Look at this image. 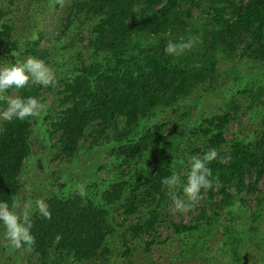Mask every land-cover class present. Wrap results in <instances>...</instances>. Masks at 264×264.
I'll return each instance as SVG.
<instances>
[{
	"label": "trees",
	"instance_id": "trees-1",
	"mask_svg": "<svg viewBox=\"0 0 264 264\" xmlns=\"http://www.w3.org/2000/svg\"><path fill=\"white\" fill-rule=\"evenodd\" d=\"M29 1L32 14L27 17L34 21V29L27 37L19 36L15 24L6 19L10 11L0 9V61L7 63L25 55L52 67L54 87L41 88L30 82L16 90L17 95L43 100L51 93L55 106L46 110L53 116L50 122L42 116L41 134L54 138L66 162L85 148L82 153L90 155L96 169H113L112 176H116L114 181L104 177L106 186L101 189L87 187L83 196L78 192L48 197V219L33 213L35 239L30 250L39 264L107 260L113 223L126 226L134 239L146 243L147 238L160 237L164 219L165 229L171 233L166 239L196 233L203 241L205 233L220 223L222 212L230 215V206L248 209L252 196L259 205L263 194L257 186L264 174V82L260 79L245 83L236 92L245 101V111L257 106L261 111L263 129L253 141L224 138L239 110L231 100L221 113L188 125L190 139L177 130L178 123L152 122L142 133H137V126L172 110L190 93L195 95L190 101L217 95L223 88L216 82L218 74L227 78L239 70L244 58L250 59L248 68L256 65L264 71V0H70L54 29V40L66 38L64 48L68 49L67 59L57 66L47 60L51 49L39 43L44 33L40 22L48 4L55 1ZM189 37L195 43L182 55L164 53L169 40ZM219 61H229V66L217 73ZM5 106L0 101V108ZM32 121H0V200L18 201L22 171L31 152ZM170 147L177 149L175 159ZM209 149L218 153L208 164L212 187L202 189L191 203L186 223L172 217L167 220L173 210L168 216L165 211L173 201L162 178L175 172L181 184L186 183L192 158ZM183 152L191 157L189 162ZM182 158L186 175L181 177L178 161ZM179 184L176 194L184 197ZM113 211H118L120 220ZM250 229L243 233L239 228L237 235L232 234L231 226L225 231L230 235L225 242L235 264L241 262L244 238H252ZM120 239L127 243L125 236Z\"/></svg>",
	"mask_w": 264,
	"mask_h": 264
},
{
	"label": "rangeland",
	"instance_id": "rangeland-1",
	"mask_svg": "<svg viewBox=\"0 0 264 264\" xmlns=\"http://www.w3.org/2000/svg\"><path fill=\"white\" fill-rule=\"evenodd\" d=\"M54 1V3L48 4V9L43 15L44 20L40 22L41 29H43L44 33L39 43L51 49L52 53L48 54L47 60L50 61V64L55 63L54 66H57V64L59 65L62 61L67 59L68 49L64 48L66 38L59 41L54 40V29L60 21L62 14L65 13V6L70 0ZM29 3V0H16L15 3L9 5L7 3L4 4L3 0H0V9L10 11L9 14L6 15V19L15 24L16 32L19 36L27 37L32 33L31 30L34 29V21L32 18L29 19L27 17V14H32L30 7L32 3ZM20 39L25 41L22 38ZM19 57L23 60L29 56L20 55ZM84 57L85 61L89 60L86 53ZM249 65L250 59L244 58L242 63L237 66L239 70H234L227 78H225L222 73H219L216 82L217 84H221L223 88L219 89V91H221L218 92L217 95L213 94L209 97H201L198 101H190V99H193L195 96L190 93V96L183 99L181 103L172 108V110L167 109L157 118H155L154 115L153 118L142 121V123L137 126V133H142L152 122L165 121L170 123V126H174L172 124L178 123L176 124L177 130L184 134V139H190L192 138V129L188 128V125L195 124L197 121L213 113H221L223 109H225L224 105L231 100L234 105L237 104L239 110L228 124V130L224 131V138L227 141L235 137L243 142L253 141L257 133L263 129V125H261V111L258 106L245 111V101L241 95H236V92L242 89L246 85L245 83L249 81L253 82V80L257 81V79H260L261 82H264V71H262V67L256 65L248 68ZM227 66H229V61L225 63L219 61L217 63V73L221 72L220 69L222 67L224 69ZM8 95L17 96V91L13 89ZM42 101L46 107L55 106V101L51 93L46 94ZM2 110L3 108H0V111ZM232 111V108H230L229 112ZM42 116H46L47 121L50 122L49 118L53 116V112L46 110ZM33 119L36 122L32 121L33 124L31 125V152L25 161L22 171L21 191L17 201L19 205L17 208L18 212L22 210L25 201L31 200L33 202V207H35L34 202L36 200H42L45 204L47 198L50 196L72 195L80 192L79 189L81 187H83V190L87 187L101 189L106 186L105 179H103L104 177L112 178L113 181L116 179V176H112V172H114L113 169H110L111 172L106 169H96L95 163H92L90 155L88 153H82L87 151L85 148L79 152L78 156L75 157L73 161L66 162L63 160L64 156L61 154L59 155V148L54 143V138H49L41 134V130H44L43 124H45L41 121L42 117ZM1 120L2 119H0V121ZM146 122L148 124H145ZM168 129L169 128H167L166 131ZM43 137L47 139L43 140ZM87 143L86 140L84 145L86 146ZM222 148L225 149L227 147ZM169 149L170 152H172V157L175 159L177 157V149L174 147H170ZM186 155L187 153H182V156L187 157L186 160L189 162L191 157ZM186 160L182 158L181 161H178V172L180 176L186 175L183 166L186 165ZM178 181L180 182V184L178 183L179 185H183L180 180ZM257 188L260 189L263 194V200H260L258 206L253 196L250 198V206L248 209L244 207L234 208L235 205L230 206V208H228L231 209L230 215L222 212L220 223L214 226V230L211 227V230L205 233L202 238L203 241L199 240L196 233L191 237L185 234L184 238V235H174L166 239V236L171 233L166 231L164 219L162 228L158 231L160 237L153 240L147 238L149 236H146V243L141 239H134L131 231L127 230L126 226H117L116 223H113L115 227L112 232L111 240L107 246L109 247V251L105 253L108 259L106 260L103 257H99L90 264H235L231 259V251L228 249V245L225 242V240H228L230 237V235L228 236V234L225 233L228 228L230 229V226L234 230L232 233L233 235L238 234L239 228L242 229L243 233L251 228L249 233H251L252 238H244L242 242L241 262L238 264H264V174ZM180 198L184 199V197ZM188 209H190V207ZM188 209L186 211H177L172 202L165 211L168 216L169 212L173 210V213H170L167 220L172 217L174 221H179L181 219L186 223L189 218ZM253 212L257 215L253 216ZM117 213L118 211H113L115 217L120 220L121 215L118 216ZM129 219L130 218L127 220ZM131 221H133V219H131ZM123 236H125L127 241L126 244L123 243V239H120ZM34 254L35 253L28 248L13 250L6 246V242L3 239V231L0 229V264H39ZM124 254H126L125 256H129V261L123 256ZM67 262L65 261L61 264H77L69 260H67Z\"/></svg>",
	"mask_w": 264,
	"mask_h": 264
},
{
	"label": "clouds",
	"instance_id": "clouds-1",
	"mask_svg": "<svg viewBox=\"0 0 264 264\" xmlns=\"http://www.w3.org/2000/svg\"><path fill=\"white\" fill-rule=\"evenodd\" d=\"M194 43L195 38L193 37L176 42L169 40L163 51L168 55L178 57L190 49ZM11 55L16 56L17 54L12 53ZM30 81L41 88L54 87L56 84L55 71L44 60L33 56L7 63L0 61V101L6 105L0 111V119L10 122L25 121L29 118H41L46 112V105L39 97L5 95L9 89L19 90ZM217 157V151L209 149L202 156L192 158L186 183L182 185L184 199L176 194L178 178L175 172L162 178L161 183L168 189L175 210L186 211L191 203L200 197L202 189L206 191L212 187V170L208 164ZM227 159L228 157L223 158V160ZM79 191L83 196V187ZM34 203L35 207L31 200L25 201L22 210L18 212L19 205L15 200L11 203L0 200V229L3 231V239L9 248L13 250L30 249L34 244L35 238L31 231L33 213H38L45 219L50 218V212L42 200H36Z\"/></svg>",
	"mask_w": 264,
	"mask_h": 264
}]
</instances>
